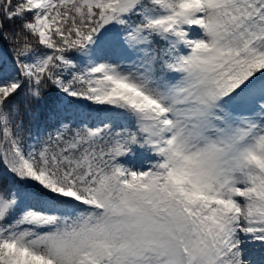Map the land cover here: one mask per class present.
Wrapping results in <instances>:
<instances>
[{
    "label": "snow or ice",
    "instance_id": "snow-or-ice-1",
    "mask_svg": "<svg viewBox=\"0 0 264 264\" xmlns=\"http://www.w3.org/2000/svg\"><path fill=\"white\" fill-rule=\"evenodd\" d=\"M0 39V264H264V0H0Z\"/></svg>",
    "mask_w": 264,
    "mask_h": 264
},
{
    "label": "trees",
    "instance_id": "trees-1",
    "mask_svg": "<svg viewBox=\"0 0 264 264\" xmlns=\"http://www.w3.org/2000/svg\"><path fill=\"white\" fill-rule=\"evenodd\" d=\"M0 48L5 52V54L7 55V57H11V51H10V45L8 44V42L0 39ZM19 99V98H17ZM25 124L26 126L28 125V119H25ZM144 157H138L137 158V165H139L142 161H143Z\"/></svg>",
    "mask_w": 264,
    "mask_h": 264
},
{
    "label": "rangeland",
    "instance_id": "rangeland-1",
    "mask_svg": "<svg viewBox=\"0 0 264 264\" xmlns=\"http://www.w3.org/2000/svg\"><path fill=\"white\" fill-rule=\"evenodd\" d=\"M0 53H2L3 55H5V56H7L6 54H5V52L0 48Z\"/></svg>",
    "mask_w": 264,
    "mask_h": 264
}]
</instances>
